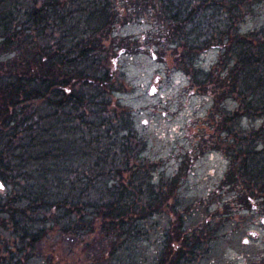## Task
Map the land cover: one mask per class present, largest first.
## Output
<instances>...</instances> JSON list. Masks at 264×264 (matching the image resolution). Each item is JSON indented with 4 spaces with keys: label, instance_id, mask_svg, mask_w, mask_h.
Returning <instances> with one entry per match:
<instances>
[{
    "label": "trees",
    "instance_id": "trees-1",
    "mask_svg": "<svg viewBox=\"0 0 264 264\" xmlns=\"http://www.w3.org/2000/svg\"><path fill=\"white\" fill-rule=\"evenodd\" d=\"M257 1L129 0L127 8L113 11L110 0H0V51L10 54L0 62V183L8 192L0 193V264L29 261L45 238L81 245L97 229L114 259L122 239L153 214L139 218L136 194L118 190L116 142L129 133L114 129L107 116L108 94L119 91L113 58L142 49L140 42L110 36L125 19H148L158 57L176 52L201 93L236 95L240 108L226 113L223 130L228 144L246 140L234 126L236 113L264 119V40L241 32ZM212 50L220 52L219 63L210 71L198 67L199 57ZM260 132L255 142L264 139ZM250 139V146L237 144L244 158L237 169L244 181L237 185L248 183L250 196L264 200V166L253 158L259 153ZM229 149L232 159L235 150ZM103 186L109 195L93 197ZM145 192L144 202L157 211L169 197L158 196L150 182ZM249 203L244 194L242 205ZM173 233L161 264H196L204 234Z\"/></svg>",
    "mask_w": 264,
    "mask_h": 264
},
{
    "label": "rangeland",
    "instance_id": "rangeland-1",
    "mask_svg": "<svg viewBox=\"0 0 264 264\" xmlns=\"http://www.w3.org/2000/svg\"><path fill=\"white\" fill-rule=\"evenodd\" d=\"M128 1L110 0L113 11L127 8L131 5ZM151 31L148 19H125L121 27L113 29L112 39L140 42L142 49L138 54L117 53L113 58L111 68L119 91L108 94L107 116L114 120V129L120 132L126 128L129 133L127 140L116 142L115 168L121 175L118 190L136 194L142 208L139 218L144 219L149 211L153 214L140 222L143 227L139 232L122 239L123 249L114 259L110 245L97 229L95 236H86L76 246L68 245L63 238H45L47 243L41 244L40 252L29 261L22 258L20 264H122L128 259L134 264H161L167 240L173 239V232L178 230L183 235L204 234L196 264H264V200L260 195L250 196L248 183L244 187L237 185L244 181L237 175L244 163L237 144L250 146L247 140L251 137L259 153L253 158L262 160L264 166V154H260L264 139L255 142L257 136L263 137L260 131L264 129V119L239 117L236 113L234 126L247 138L241 143L235 140L237 144L230 140L228 144L229 135L223 125L226 113L239 110V98L227 90L217 97L201 93L176 52L172 57H158L151 47ZM241 32L264 40V0L257 1ZM9 57V52L0 51V62ZM219 59L220 52L212 50L200 56L197 65L210 71ZM216 71L224 78L222 66H217ZM103 122L109 125L106 117ZM227 148L235 150L234 158L229 157ZM86 164L90 165L91 160ZM149 182L158 196L169 195L158 211L144 202ZM97 192L101 194L92 196L109 195L106 186ZM0 193L8 194L1 183ZM244 194L250 199L249 205H242ZM49 236L55 237L56 232Z\"/></svg>",
    "mask_w": 264,
    "mask_h": 264
}]
</instances>
